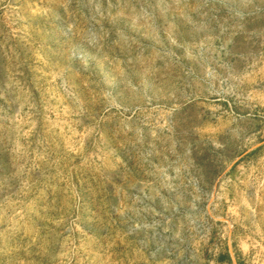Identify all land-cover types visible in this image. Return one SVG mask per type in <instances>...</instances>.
<instances>
[{
	"label": "rangeland",
	"instance_id": "rangeland-1",
	"mask_svg": "<svg viewBox=\"0 0 264 264\" xmlns=\"http://www.w3.org/2000/svg\"><path fill=\"white\" fill-rule=\"evenodd\" d=\"M0 264H264V0H0Z\"/></svg>",
	"mask_w": 264,
	"mask_h": 264
}]
</instances>
